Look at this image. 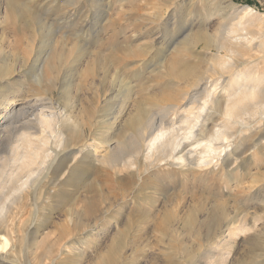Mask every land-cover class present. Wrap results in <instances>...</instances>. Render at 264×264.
Masks as SVG:
<instances>
[{
  "label": "rangeland",
  "instance_id": "374dc122",
  "mask_svg": "<svg viewBox=\"0 0 264 264\" xmlns=\"http://www.w3.org/2000/svg\"><path fill=\"white\" fill-rule=\"evenodd\" d=\"M245 69L264 76V0H0V103L12 94L26 115L52 99L67 166L84 156L42 180L39 215L26 195L0 219V264H264V114L234 124L232 152L207 167L175 159L189 145L162 161L145 150ZM18 121L0 132V165Z\"/></svg>",
  "mask_w": 264,
  "mask_h": 264
},
{
  "label": "bare ground",
  "instance_id": "6f19581e",
  "mask_svg": "<svg viewBox=\"0 0 264 264\" xmlns=\"http://www.w3.org/2000/svg\"><path fill=\"white\" fill-rule=\"evenodd\" d=\"M245 9L252 11L248 6H246ZM37 58L39 62L40 59L38 56L35 58V61H33L36 62ZM45 59L46 67L52 69L53 64H50L49 56H46L44 60ZM59 60L58 66L60 65ZM32 68L38 70V75L42 73V68H38L36 64H33ZM47 74L49 73L47 72ZM40 77L42 78V74ZM38 81L39 79L35 77L34 82L37 84ZM262 84H264V76L255 75V73L246 69L243 72H239V70L234 72L227 83H223V80H219L215 83L213 81L210 82L209 88L201 91L204 97L202 102H199L197 98L194 100L199 104V107L195 113H193V109L191 110L192 113L188 111L191 114L184 119L183 127L178 129L170 128L169 126L165 129L162 127L154 136L152 135L153 137L148 142H146V157H155L156 161L165 158H175L176 153L179 154L183 151L182 149L185 145H189L191 149L175 159L180 162L188 161L189 165L195 164L198 165L199 168V166H210L213 158L220 159L221 154L229 156L232 152L229 149V130L233 125H237L236 123H239L244 116L251 117L255 114H264V89H262ZM11 95L2 96L3 102L1 101L2 104L0 103V132L8 128L7 124L12 126L16 122H19L18 118L20 117V127L23 131L20 129L22 132L19 135L17 144H10L11 146L8 148V157L0 165L1 220L3 218L22 214L23 209H21L22 207L20 205L26 195H31L32 197L28 213L33 216L39 215L40 211L36 202L38 196L36 197V195L42 180L51 177L54 171L58 170L62 181H64L68 173L72 174L76 163H78L80 159L83 160L82 157H84L80 156L79 160L74 159L72 168H70L69 165L67 166L70 160L68 158L71 156L70 150L68 149L69 143L66 145L62 142L63 138H60L62 134L61 127L64 124V117L66 115L63 116V113L55 112V108L51 103L52 99L50 102L46 97V99L44 98L45 100L33 97L30 98L29 101H32L31 113L25 115V113L29 111L26 105H23V107L18 110L14 108L8 110V107L12 105L14 101V96L11 97ZM1 105H3L4 109L1 108ZM215 110L220 111L219 113L222 115V119L225 123L221 127L213 128L214 130L207 132L205 131V123L210 119L211 113ZM54 147L58 148L59 151H54ZM85 147L89 148L87 145ZM109 162L112 161L110 160ZM159 163L162 162L159 161ZM7 246L8 240L0 236V250H4Z\"/></svg>",
  "mask_w": 264,
  "mask_h": 264
}]
</instances>
